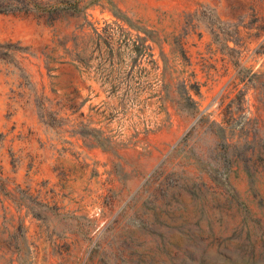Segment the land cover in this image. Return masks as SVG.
Listing matches in <instances>:
<instances>
[{
    "label": "rangeland",
    "instance_id": "1",
    "mask_svg": "<svg viewBox=\"0 0 264 264\" xmlns=\"http://www.w3.org/2000/svg\"><path fill=\"white\" fill-rule=\"evenodd\" d=\"M0 264H264V0H0Z\"/></svg>",
    "mask_w": 264,
    "mask_h": 264
}]
</instances>
